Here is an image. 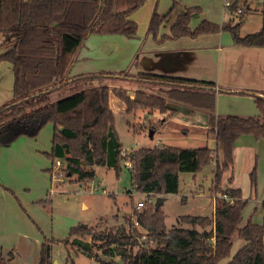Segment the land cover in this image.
Masks as SVG:
<instances>
[{
	"label": "trees",
	"instance_id": "trees-1",
	"mask_svg": "<svg viewBox=\"0 0 264 264\" xmlns=\"http://www.w3.org/2000/svg\"><path fill=\"white\" fill-rule=\"evenodd\" d=\"M145 2L0 0V32L16 34L13 47L0 55V62L8 60L14 68L13 96L0 106V144H11L21 136L36 137L51 123L52 146L45 155L53 164L57 159L63 160L62 172L66 177L87 186L95 176V166L113 168L117 175L130 174L132 186L146 194L147 200L141 210L134 209L135 219L130 217L128 227L99 229L80 222L71 227L64 239L103 264H264V224L254 223L251 217L244 220L247 201L241 189L222 188L224 173L234 163L238 139L244 134L264 139V92H250L259 110L257 115L218 114L213 81L153 73L136 76L128 71L118 73L168 84L169 100L206 110L207 131L215 134L217 144L216 149L207 145L141 147L125 158L121 155L124 146L116 129L115 113L109 104L111 86L106 83V78L116 73L71 75L77 54L90 34L137 36L138 23L132 14ZM226 9L228 17L221 24L203 20L192 29L191 15L200 8L189 7L172 25L171 36L195 37L227 31L236 45L264 47V5L261 28L245 35L241 34V28L251 10L249 0H230ZM162 21L163 17L154 10L147 33L157 37ZM55 90L61 94L53 101L51 94ZM224 90L220 87L218 91ZM114 92L126 104L128 113L140 109L147 113L171 110L169 119L175 112L168 107L166 99L143 90L133 96L123 87L114 88ZM124 160L130 163L126 170ZM213 163V191L220 195L215 197L212 215H183L179 222L193 227L180 224L168 229L165 213L149 199L178 193L180 173L196 174ZM250 176L252 186L256 187V167ZM208 226L211 227L207 229ZM237 239H242L244 244L232 254ZM152 241L156 246L150 245ZM95 249L105 256L118 257L120 262L104 260ZM0 264L12 262L1 254ZM40 264H53L47 242L41 245Z\"/></svg>",
	"mask_w": 264,
	"mask_h": 264
},
{
	"label": "crops",
	"instance_id": "crops-1",
	"mask_svg": "<svg viewBox=\"0 0 264 264\" xmlns=\"http://www.w3.org/2000/svg\"><path fill=\"white\" fill-rule=\"evenodd\" d=\"M263 2L264 0H249L250 8L257 9V12L260 10L262 14L259 5ZM189 7L200 8L191 15L189 27L192 29L203 20L221 24L228 17L226 0H146L144 5L132 14V18L138 23L137 36L90 34L77 54L71 68V75L106 71L116 73L112 76L114 78L123 79L122 84H110L109 104L115 116L129 113L126 104L115 94L114 88L126 89L131 82L160 84L118 74L124 71L134 76L139 73H153L213 81L216 83L217 92L220 87L231 92L223 95L218 92L219 98L216 103L218 114L257 115L259 110L255 98L249 93L264 92V47L236 45L232 35L227 31L201 33L195 37L188 35L172 37V25ZM154 10L163 17L157 37L147 33ZM15 35L12 32H0V55L13 47ZM163 35L168 36L162 38ZM13 88V64L8 60H2L0 62V106L12 98ZM185 106L187 114L190 115L197 114L198 110H204ZM204 112L207 114H203V124L200 127L207 129L208 112L206 110ZM176 114L175 110L167 122L173 120ZM187 114L184 116L185 120L190 117ZM146 116L150 117V113H146ZM190 126L196 128L194 124ZM181 129L187 134L190 132V128ZM53 130V124L50 123L37 137L21 136L11 144H0V255L1 252L8 251L6 258H10L12 264H20L21 260L22 264L39 262L43 238L38 231V225L44 232L45 224L48 223V211L45 205L38 201L45 198V193L50 186L49 177L45 171L50 169V165L43 153L51 149ZM166 131L169 129L166 128ZM179 133H163V135L166 142L174 143L173 134ZM205 133L204 141L206 142L202 146L207 145L216 149L215 134L208 131ZM161 145L167 144L161 142ZM259 155L262 160L264 139L256 138L252 134L242 135L234 148L235 168L232 165L224 173L222 188L241 189L243 199L247 201L246 207L249 204L251 208L249 212L244 208L243 217H246V220L251 217L254 223L264 224L260 220L261 217L264 218L262 208L264 196L263 193L258 194L261 191L258 182L256 187L252 186L250 176L256 167L257 181L258 177L264 181V173L262 174L259 167ZM240 164L245 165V169L240 168ZM214 169L215 164H210L201 172L192 173L193 178L197 181L199 175L207 176L211 173V189H213ZM230 178H232L231 182ZM14 196L21 201V205L17 203ZM255 207L259 209L253 212ZM31 220L35 221L37 226ZM243 244L244 242L234 251L232 250V254Z\"/></svg>",
	"mask_w": 264,
	"mask_h": 264
},
{
	"label": "rangeland",
	"instance_id": "rangeland-1",
	"mask_svg": "<svg viewBox=\"0 0 264 264\" xmlns=\"http://www.w3.org/2000/svg\"><path fill=\"white\" fill-rule=\"evenodd\" d=\"M263 5L264 2L259 5V9H262ZM256 10L251 9L250 12L252 13L246 17L241 28L242 35L253 32L261 26L262 14L260 13V10L258 12ZM122 75L127 76L126 74ZM121 82H123V79H117L112 76L106 78V83L109 85H119ZM157 85L131 82L130 85H128L129 87L126 88L128 91L125 88L124 89L127 93L130 92L131 95H134L138 90H143L166 99L168 107L176 110V117L167 122L171 110H167L166 112L156 110L150 112V117H147V110L144 109H140L135 114H119L118 116H115L116 129L119 133L124 149L130 153L137 148L161 145V142L168 146L182 148L200 147L204 145L206 142L204 140H206L205 132H207V129L200 126L203 124L202 118L204 117L203 114L206 112H204V110H198L197 114H187L188 112L185 110V105L169 100L166 93L169 88L168 84L160 83ZM219 93L223 95L231 92L224 90ZM219 93L217 94V98H219ZM60 94L61 92L59 90L52 92L51 98L53 101L58 99ZM186 114L190 116L188 120L184 119ZM193 124L196 128L190 126ZM166 128H168L169 131H166ZM181 128H190V132L187 134ZM153 129H156L154 135L152 132ZM174 132H180V135L173 134L174 140L172 141H174V143L166 142L163 133ZM43 154L50 165L49 168H53L54 164L52 159L48 158L45 155V152ZM259 159V167L261 168V170H259L263 174L264 162L262 160H264V158L261 160V155H259ZM235 165L236 164L234 163V168ZM240 168L245 169V165L242 166L240 164ZM126 169L128 168L125 167V170ZM94 170L95 176L87 186L83 185L81 182L73 180L74 178L66 177L64 171L61 172L60 178H56L55 176L52 177V170H45L50 183L44 198L48 199L47 203L44 204L48 211V223L45 224L44 232L39 225V229L38 227L37 229L43 238L42 243L47 242L50 246V254L53 264H103L95 257H90L85 254L77 246L64 242V239L68 237L71 227L80 222L95 226L99 229H111L119 226L128 227V220L130 217L134 216V209H138L136 206L137 202L139 200H147L146 194L134 189L131 176L128 172H123L120 175H117L113 168L107 166H95ZM124 174L126 175L124 176ZM257 182L259 190L261 189L258 194L261 195L263 193L264 196V181L258 177ZM211 185V173L207 176L199 175L198 180L195 181L192 173L182 172L179 178V192L166 196V199L160 206L161 210L165 213L166 227L169 229L180 224L188 228L193 227L188 223H181L178 221V218L183 215L211 216L215 208L214 198L220 195L211 189ZM129 191H131V193H129ZM16 196H14L15 200L21 205V201L16 199ZM157 197L158 196H152L149 200L155 205ZM252 204H254L253 201ZM245 208L247 212L251 209L249 204L247 207L245 206ZM257 209H259V207H255L253 212ZM244 220H246V217H244ZM260 220L261 223H264L263 217H261ZM33 223L35 225L37 224L35 221ZM210 227L211 226H208L207 229ZM197 229L201 228L197 227ZM243 242V240L237 239L234 243L233 251ZM150 245L156 246V242L152 241L150 242ZM95 251L97 250L95 249ZM99 253L104 260L114 259L115 261L120 262L118 257L113 258L105 256L101 252ZM1 254L6 257L9 253L8 251H4L3 253L1 252ZM20 264H22V260ZM37 264H40V252L39 262Z\"/></svg>",
	"mask_w": 264,
	"mask_h": 264
},
{
	"label": "built area",
	"instance_id": "built-area-1",
	"mask_svg": "<svg viewBox=\"0 0 264 264\" xmlns=\"http://www.w3.org/2000/svg\"><path fill=\"white\" fill-rule=\"evenodd\" d=\"M230 4V0H226V6ZM121 155L125 158L129 156V152L127 150H123ZM125 166L128 168L130 167V163L127 160H124ZM62 167H63V160L62 159H57L56 162L54 163V166L52 168V176H55L56 178L61 177V172H62ZM138 209H142L143 207L146 206V200H139L136 204ZM143 240L146 239L144 236L142 238Z\"/></svg>",
	"mask_w": 264,
	"mask_h": 264
},
{
	"label": "water",
	"instance_id": "water-1",
	"mask_svg": "<svg viewBox=\"0 0 264 264\" xmlns=\"http://www.w3.org/2000/svg\"><path fill=\"white\" fill-rule=\"evenodd\" d=\"M133 96V95H132ZM130 155H133V151L132 152H130L129 153ZM125 175V174H124ZM165 195H159L158 197H157V202H156V204H155V207L158 209L160 206H161V204L163 203V201L165 200ZM55 264H57V263H55Z\"/></svg>",
	"mask_w": 264,
	"mask_h": 264
}]
</instances>
